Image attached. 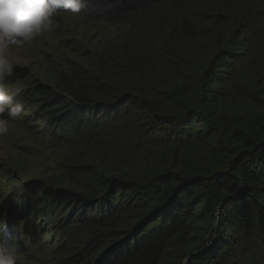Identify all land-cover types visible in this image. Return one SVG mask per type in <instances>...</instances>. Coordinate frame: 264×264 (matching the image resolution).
I'll list each match as a JSON object with an SVG mask.
<instances>
[{
    "label": "trees",
    "instance_id": "16d2710c",
    "mask_svg": "<svg viewBox=\"0 0 264 264\" xmlns=\"http://www.w3.org/2000/svg\"><path fill=\"white\" fill-rule=\"evenodd\" d=\"M55 73L39 98L76 107L49 264H264V0H140Z\"/></svg>",
    "mask_w": 264,
    "mask_h": 264
},
{
    "label": "clouds",
    "instance_id": "9594fccd",
    "mask_svg": "<svg viewBox=\"0 0 264 264\" xmlns=\"http://www.w3.org/2000/svg\"><path fill=\"white\" fill-rule=\"evenodd\" d=\"M139 2L140 0H0V173L6 175L2 160L8 146L18 136L15 134L33 130L40 133L37 127L41 121L44 123V130L48 131V140L60 152L62 161L56 165V169L66 172L61 155L68 152L62 141L66 136L53 132L56 127L54 120H63L60 114L65 107H62V101L56 96L43 95L39 98L42 95L40 89L52 87L50 78L52 74H56V70L64 71L67 64L73 66L97 60L110 46L118 43L129 27L130 17ZM39 60V69L49 72L44 82H34V71L29 73L30 69L37 71L32 62ZM26 61L31 64L26 65ZM27 74L30 76L25 78ZM29 107H38L40 113L31 115L26 111ZM74 107L65 110L71 113ZM57 112L59 113L53 116ZM85 118L87 120L89 117ZM58 152L52 150L49 156L44 157L50 159L48 163L36 170L44 166L54 168L57 162L54 158ZM64 172V184L50 185L49 187L57 188H49L47 191V195L55 202L51 217L55 220L52 222L57 235H60L59 222L56 221L55 214L61 209L62 203L53 195L57 190L70 187ZM0 180L3 189H6L2 177ZM29 209L30 211H21L20 205H0V264H23L26 257H32L36 243L44 241V228L39 226L40 222L33 215L36 212L34 208ZM42 214L45 217L49 215L46 216L44 212ZM58 243L59 241L57 246ZM55 249L51 251L50 257ZM114 254V249L107 250L104 262L113 259ZM50 260L49 258V262ZM184 264H187V259Z\"/></svg>",
    "mask_w": 264,
    "mask_h": 264
},
{
    "label": "rangeland",
    "instance_id": "374dc122",
    "mask_svg": "<svg viewBox=\"0 0 264 264\" xmlns=\"http://www.w3.org/2000/svg\"><path fill=\"white\" fill-rule=\"evenodd\" d=\"M62 54L65 55L67 52H62ZM25 64L29 65L31 63L26 61ZM32 65L37 69V71L29 70V73L34 71L33 76L36 77L34 82H44V78L49 72L39 69L40 60L35 63L32 62ZM40 70L44 73L40 72ZM29 76L27 74L25 78ZM26 111L35 116L40 113L38 107H29ZM43 124L41 121L37 127L40 133L33 130L29 133L15 134L18 136L12 140L10 146H8L6 156L2 160L4 169L7 171L6 175L0 173L6 187V189H3V185L0 183V205H20L21 211H24V209L30 211L29 208H34L36 212H33V215L40 222L38 223L39 226L42 229L44 228L42 236L44 243H36L32 251V257H26L23 260V264H48L50 253L56 248L57 241L60 240V235H57L52 222L55 220L51 217L55 202L49 194L47 195V191L49 188H57L49 187L50 185L64 184L65 180L62 179L64 171L63 169H56V165L62 161L60 152L48 140V131L44 130ZM52 150L58 152L57 157L54 158L57 160L55 167L44 166L36 170L37 167L48 163L50 159H45L44 157L49 156ZM33 159L34 161L32 162ZM24 202L27 203L25 204ZM43 212L46 216L47 214L49 215L45 217L42 214ZM40 213L42 215H39Z\"/></svg>",
    "mask_w": 264,
    "mask_h": 264
}]
</instances>
